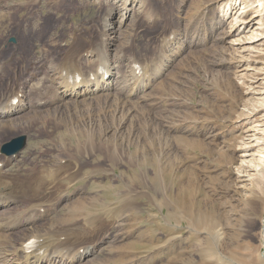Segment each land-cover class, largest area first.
Segmentation results:
<instances>
[{
    "label": "rangeland",
    "instance_id": "rangeland-1",
    "mask_svg": "<svg viewBox=\"0 0 264 264\" xmlns=\"http://www.w3.org/2000/svg\"><path fill=\"white\" fill-rule=\"evenodd\" d=\"M20 1L0 0V91L23 87L25 94L31 83L32 99L43 94L33 102L48 104L13 115L17 125L0 129L2 160L9 156L1 151L5 143L27 136L22 151L6 160L20 185L12 197L4 195L11 202L0 206V220L39 208L43 188L24 185L37 170L43 179L66 164L72 181L41 201L34 227L11 237L81 235L119 214L118 223L105 222L78 245L82 253L92 241L94 253L72 264H264V169L244 183L237 177L254 120L264 124V111L251 119L245 114L261 106L249 85L264 80V44L251 52L233 49L226 41L231 17L217 23L221 8L214 0H133L114 40L104 28L106 0ZM115 4L120 13L122 1ZM246 5L264 13V0ZM20 16L35 26L21 29ZM169 34L173 39L159 48ZM91 47L108 51L128 87L67 100L57 110L55 69ZM243 54L251 65L244 70L237 67ZM131 57L145 60L151 76H139ZM40 59L46 63L35 69ZM91 60L81 64L86 75L97 55ZM132 78L148 85L137 94Z\"/></svg>",
    "mask_w": 264,
    "mask_h": 264
},
{
    "label": "bare ground",
    "instance_id": "bare-ground-1",
    "mask_svg": "<svg viewBox=\"0 0 264 264\" xmlns=\"http://www.w3.org/2000/svg\"><path fill=\"white\" fill-rule=\"evenodd\" d=\"M39 1L40 0H23L20 1V4L27 6L28 5L35 6L39 3ZM106 1L110 5V7L107 11V15L109 16L105 18L104 28L107 30L106 35H108V37L110 36L109 38H112L114 40L118 38L117 33L119 31L120 25L122 24V21L126 20L131 16L130 11H134L133 9L134 4H133V0H106ZM119 1H122V7L119 11L120 13L117 12L116 4H115L116 2ZM137 1L139 2V0H135V2ZM214 2L219 3V6L221 8L220 9L221 18H218L219 20L217 21V23L222 24L221 23L222 19L225 18L228 19L231 17V21H230L231 28L228 34L229 39H227L226 41L230 43L233 49L242 52L243 51L251 52L259 49V47L262 46V44H264L263 43L264 13H262L263 10L262 7L261 9L259 8L257 11L255 10L250 12L252 8H249L246 5V0H214ZM132 4L133 6L131 8L130 5ZM118 14L120 15L119 17ZM31 24H34V22L29 19H24L22 16H20V22L18 26H20L21 29L26 30ZM174 35L175 34H172L170 36L169 34L168 36H166L168 38H164L162 40L163 44L159 42V48L160 47L164 48L168 43V41H170V39H173ZM112 43L114 42L112 41ZM96 55L98 57L96 68L92 70L91 69L87 70L88 72L86 75L81 64L87 65L88 63L92 62L91 58H93ZM249 55L250 54H248V56ZM120 57L123 58L124 55H122L121 53V55H119V58ZM137 58L131 57L133 61L132 67L134 70H137L135 72H138L139 76H143L147 78L150 77L152 74L151 73L152 70L146 67V65L144 64L145 60H141L138 58L139 60H141V62L136 61L138 60ZM247 58L248 57L246 56V54L241 55V58H239L238 60L237 67H240L242 70L247 69L248 67L250 68L251 65H249L248 62L249 59ZM45 63L46 60L44 59H40L36 61L35 69L40 68ZM117 66L118 65H116V60H113L112 58L109 59V53L104 49H100L98 47L95 48L91 47L90 50L86 49V51L82 54L78 53L75 59L73 60V62H71V64L67 66V68L55 69L54 75L52 76H53V82L56 81L57 83V88H56V93L54 94V97L52 99V103H54V106H58L56 108L57 110H59L61 109L60 106L61 102L64 101L66 102L67 100H69L68 102L71 101L78 102L79 99H81V97L83 96L85 98L94 95L96 93H100L102 91H106V90L110 91L111 89L114 90V87L116 88V90L126 89L128 86L126 88L121 86L122 83H124L123 82L124 78H122L120 72L114 71L115 69H117L116 68ZM2 68L3 65L0 67V80L3 82L2 76L4 74ZM259 77L261 78L260 75ZM114 78H116L115 81ZM43 79L46 84H50L49 82H46L47 80L44 78V74H43ZM256 79H258V77H255L254 80L255 83L253 81L250 83L249 92L253 96H255L256 98L255 103H261L260 104L261 106L259 107L257 106V108L254 106L256 109L253 108L252 110L245 113L246 115H248L247 116L248 119L255 118V116L258 113L264 111L263 109H261V107L264 108V80L260 82V84H258L259 80L256 81ZM261 79L264 78L262 77ZM28 80H30V77ZM130 81H131L130 85H133L132 87L137 89V94L139 93L138 90L142 92V90L145 89L144 86L148 85V83H145V81H138L135 78H132V80ZM35 83L36 81L34 82V84ZM24 85L26 86V83H24ZM30 85L31 83H29L27 87H29ZM27 87H26V92L29 93L31 97L27 93L25 94L22 93L23 87H21L20 88L21 91L19 90L18 92H14V90H12V93H5V91L2 90L0 91V129H3L4 127L11 128L17 125V123L13 122L15 118L13 115L15 114L18 115V113L33 108L44 110L45 107H40V106H43L44 104H48L47 100L44 101V99L43 101H39L36 103L33 102V99H37L43 94L41 92L40 93L37 92L32 99L33 89L30 86V90L28 91ZM129 93L127 94L129 95ZM47 97L48 99L50 98L49 96ZM72 97L73 99H70ZM257 123L260 122L259 121L256 122V120H254L255 125H254V129H252L253 132L249 134L250 137L248 138V141L246 140V142H244L243 146L241 147L242 160H241V165L237 169V175H238L237 177L238 180L241 181V183H244L245 180L247 181L254 180L256 177H258L257 175L261 174L260 170L262 168L264 169V142L262 141L264 138L260 140L258 139L259 137L257 135L258 133H260V132L257 133V131L260 130L262 132L264 131V124L263 123L257 124ZM24 137L26 138L25 140H27V136L24 135ZM0 156L2 155L0 154ZM10 156L14 157L16 155L11 154ZM10 156H5L4 157V159L6 158L5 160L0 159V186H5L7 188L4 191H0V206L10 205L11 201L9 202L8 200L4 199L5 197L4 195L11 196L10 193H12L13 190L15 191L20 185L19 183H16V181L15 182L13 181V178L10 177L11 173H8L6 170V166L9 164V161L6 160ZM70 169L71 168L68 165L60 164L56 169L50 172V174H48L43 179L41 175V172H43V170H37L35 174L30 177L31 181L28 182L27 184H24L27 186L38 185L39 187L43 188L42 192H40L38 197L36 198L37 200L40 201L38 202V204L34 203L39 208H31L33 207L31 205V207L23 215H17L11 218L8 217L2 218V220H0V238L1 236L4 237V239L0 240V264H72L75 260L78 259L82 260V258H85V256L94 253V250L91 249V245L93 243L92 241L87 243L88 245L86 246V248L83 250L82 253L80 251L82 247H78V245L87 242L93 232H95L96 230H101V227L105 225V222L107 226H110L113 225L112 223H118L120 221L121 215L119 214H116L114 217H112L113 219L105 220L104 222L98 223L95 226H93V224L96 223L97 221L94 222L93 220L94 223L90 224L89 226L92 229L91 232H85V233L81 232V235H75V236H73V234L63 232L59 234L60 235L59 238L57 237L48 238L46 236L48 234H45V235H41L44 237L32 236V238L29 237L28 239H25L21 242L16 241L11 237V235L15 234L16 231L19 230L20 228L26 229L35 226L36 221L39 219L38 215H40L38 214L39 213L38 209H41L40 208L42 206L41 201L45 203V199L49 198L51 194L54 195V193L57 190L62 189L64 185L69 184L72 181L71 176L70 177L67 176L69 174L68 172ZM78 174H80V172H78L77 175ZM75 177L76 175L73 176V179H75ZM239 185L241 186V184ZM244 185L245 184H243L242 187H244ZM63 192L65 193L66 191H62L61 193ZM50 235H52V232L51 234L49 233V236ZM62 236L64 237L63 239H65L63 241L61 239ZM8 237L10 238V240H5ZM71 245L73 246L75 245V247L72 250H70ZM65 249H67L66 252H64Z\"/></svg>",
    "mask_w": 264,
    "mask_h": 264
},
{
    "label": "water",
    "instance_id": "water-1",
    "mask_svg": "<svg viewBox=\"0 0 264 264\" xmlns=\"http://www.w3.org/2000/svg\"><path fill=\"white\" fill-rule=\"evenodd\" d=\"M25 146V137L20 136L3 145L2 151L8 155L20 152Z\"/></svg>",
    "mask_w": 264,
    "mask_h": 264
}]
</instances>
